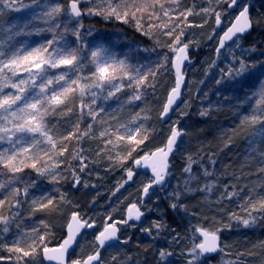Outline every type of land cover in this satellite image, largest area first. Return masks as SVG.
Here are the masks:
<instances>
[{"label": "snow or ice", "instance_id": "6c2138e0", "mask_svg": "<svg viewBox=\"0 0 264 264\" xmlns=\"http://www.w3.org/2000/svg\"><path fill=\"white\" fill-rule=\"evenodd\" d=\"M82 2L84 0H69L68 6L65 7L59 0H30L28 3L25 0H0V144L8 145L0 149V176L4 175V169L17 174L23 172L25 168H32L38 175L46 176L49 182L59 183L63 177L57 169L64 161L57 157L63 156L68 151V146L64 142L73 138L77 144L85 137L99 138L104 147L97 152V155L107 152L108 160L123 162L132 157L137 147L149 138L150 129L144 123L149 119L148 109L142 108L127 121L117 120V123L112 125L108 123L107 116H111L112 119H117V117L111 113L101 116L105 109L95 107L97 99L103 95L105 100L113 97L119 100L117 94L128 88L132 92L125 103L141 101L144 99L142 89H155L156 77L160 74V69L171 71L174 76L173 86L159 113L161 119L168 116L173 105L180 98L186 75L184 65L186 61L191 63L188 55L191 41L182 40L185 35L184 29L203 26L193 25L188 21V17L194 14L192 9L180 10L178 0H168L167 7L164 0H86L88 7L81 9ZM208 3L209 7H204L201 11L214 13L216 27L220 28L221 13L211 6L213 0H208ZM236 4L237 0H230L229 8ZM23 10H29L27 19L6 26L4 17L8 11L21 12ZM61 15L64 17L63 21L60 20ZM82 15H96L104 19L112 18L125 24L132 23L138 31L149 36L153 35V29H160L162 35L172 38L170 44L164 45L172 55L169 57L164 54L153 67H133L126 58L118 59L116 54L105 45L91 46L86 42L85 35L80 31L83 24L79 18ZM153 20L158 23H151L150 21ZM142 22L147 23L146 28ZM223 23L225 26L221 28V34L217 39L216 52L218 55L221 49H225L226 43L228 51L240 47L243 35L252 28L253 21L249 16L248 6H243L238 15ZM70 24L71 28H69ZM43 33H50L51 38L38 45H30L27 39L22 41L18 39ZM215 34L214 30L212 35ZM69 35L75 37V40H69L67 38ZM87 35H91V30ZM211 38L209 36V39ZM89 65L91 72L85 74L84 69ZM141 68L144 70L142 71ZM248 68L249 65L241 60L236 69H222L221 79L216 83H223L225 78L229 81L234 80L242 76ZM52 85L56 86L50 87ZM245 99L251 101L250 110L241 115L238 128L244 131L251 130L249 135L252 139L249 140L248 159L254 158L253 153L258 155L260 160L257 171L264 173V148L258 149L255 146L257 143H264V127H262L264 126V85H261L253 96ZM74 105L79 109V118L70 122V131L60 132L55 125L49 122L48 117L69 115ZM200 114L207 115V112L202 111ZM85 116L90 117L91 121L82 129L81 122ZM97 117L100 119L97 120ZM94 123L105 125L99 131L98 136L92 131ZM232 132L236 134L237 129H232ZM183 134V130L178 129L174 123L163 147L151 152L144 151L143 155L134 159L136 168L150 169L152 174V179L142 187V197L147 196L149 189L154 185L163 183L168 174V157L174 151L178 138ZM231 141L232 136H229L226 146ZM121 142H124L123 150H121ZM109 145L112 147L108 148ZM81 152L82 149L76 148L71 159L79 160L80 171L83 172L88 165L84 163L87 157L81 155ZM188 161V166L184 171L189 173V181H191L196 177L192 174V158L189 157ZM125 171L126 179L119 183L113 195L132 181L136 175L131 167ZM204 174L205 176L212 175L207 170ZM72 175L74 186L78 185L80 178L74 169ZM20 180L21 177L17 175H12L8 179H0V193H2L0 210H3L6 204L8 211H11L13 207L19 208L18 198L27 197L29 188L35 187L34 184H27L21 190L17 187ZM189 181L185 182L186 186ZM213 187L214 184L206 183L200 190L210 192ZM259 187L264 188V184H260ZM187 190L193 191L191 187H187ZM234 195L238 193H227L221 199H231ZM176 196L178 199L179 193ZM59 200L70 203L63 193ZM242 200L243 203L238 204V208L246 213V216L233 211L229 214V222L221 227L209 230L200 224L193 226V234L190 237L191 247L188 250L191 259L188 264H197L205 254L215 253L218 250L223 251L219 242V233L225 228H230L233 220L238 225L249 227L259 218L253 215L254 212L264 215V192L258 191L257 187H250L248 194ZM140 207L135 202L129 204L125 209L126 219L124 220H114L110 213L107 214L101 228L93 234L94 250L80 258L68 260L69 249L76 244L81 231L95 227L96 221L90 217L85 219L79 212L70 213L65 225L67 235L58 246L50 247L51 241L45 243V237L51 235L50 231L41 233L39 228L33 227L31 233H25L14 243L10 251L19 253L18 259L24 257L35 259L39 249L45 260L55 262V264H104L101 260V249H104L108 242H113L108 244L110 248L128 242L121 240L118 236L120 229L117 225L128 224L130 220H139L144 214ZM171 207L176 208L177 204L173 203ZM37 211L60 214L63 209L57 203L56 197L41 194L31 200V212ZM18 215V212L13 216L0 212V225L3 226L0 231L7 233L11 221ZM156 227L160 226L156 225ZM44 228L49 229V225L45 223ZM143 231L150 230L143 229ZM25 237L27 242H25ZM160 255L163 258L166 253L161 252ZM112 260H117V257L113 256Z\"/></svg>", "mask_w": 264, "mask_h": 264}, {"label": "trees", "instance_id": "16d2710c", "mask_svg": "<svg viewBox=\"0 0 264 264\" xmlns=\"http://www.w3.org/2000/svg\"><path fill=\"white\" fill-rule=\"evenodd\" d=\"M190 2L191 0L178 1L180 8L184 10L188 9ZM165 6L167 7L168 5L165 4ZM252 6L253 9L251 14L253 17L254 29L248 36L242 38V41L248 49H255L259 52H263L264 3L262 7L258 9L259 17H261L260 19L256 17L255 4H252ZM223 17L226 20L232 19L227 15ZM25 19V17L22 18L23 21ZM181 19L183 18L181 17ZM60 20H64L63 15H61ZM257 20H259V23H257ZM4 21L6 26L15 23L13 13L11 12V14L9 13V15H6ZM117 23V27H123L121 26L123 24L122 22L117 21ZM155 23H158V21H155ZM71 27L72 25L70 24L69 28ZM123 30L133 35L134 39L132 42L116 44L117 46L115 49L120 51V55L129 57L132 64L136 65L137 58L141 55L139 50L142 48V46H137L136 39L140 41L138 43L143 44V42H145V37L143 39L141 38V31H138L132 23H130L129 26L127 25ZM136 33L138 34L136 35ZM213 36L211 40L216 39V37ZM50 38L51 34L46 33L45 36L41 34L38 35V37L37 35H33L31 37H20L18 39L21 41L27 39L30 45H38ZM67 38L72 41L75 40V37L71 35ZM210 44L211 41L209 40L202 43V45L192 49V54L196 56L206 55L208 51L211 50ZM88 68L89 67H86L84 69L85 74H89L87 71ZM262 76H264V71H257L256 74L245 79L241 87H238V85L236 87L231 86L227 84L226 80L221 84H217L215 81L213 83L211 82V86H209V84L207 85L208 82L204 86L198 85L197 89L199 90L201 88L199 90L201 93L204 91L209 95L211 91H213L211 97L213 100H211L208 105V112L204 111L207 112V115L202 116L200 114L203 107L200 101H196V111L192 110L190 116L180 121L179 128L182 126L186 127L188 130V134H186L185 137L182 136V139L184 138L190 141L186 148L187 152L178 156L175 154L172 159V163L180 164V168L176 170L175 173L180 177L179 179H184L185 184L183 191L180 193L181 196L177 199V206H179L177 209H179L178 213L181 218L178 222L177 215L176 218L172 217L170 208L166 206L164 211L166 212L167 219L164 224L161 222L164 220L161 216H156V214L150 216L147 213L146 220L140 225L150 224V229L146 228L150 230V235L147 236L141 232L132 235V240L137 241V244L141 245L140 255L135 259L139 261L140 264H183L181 261L180 239L178 236L175 237V233L179 234L180 225L191 228L188 231L186 229L184 231L182 230L184 234L187 232L193 233V226L197 224L209 230L213 229L210 227V220L218 221L222 225L227 224L229 222V214L233 211H236L241 216L247 215L240 211L238 204L243 203L242 198L248 194L250 187H257L258 191L264 192V188L259 187L260 184H264V173L257 171L260 157L253 153L252 156L254 158L248 159L250 151L249 140L252 139L249 135V131L251 130L244 131L238 128L241 115L246 114L250 110L251 101L245 98L253 96L254 92L260 88L258 87V83L264 80ZM203 81H206V79L204 78ZM125 83H127V81H125ZM55 86L56 85H52L50 87ZM218 88H220V90H218ZM142 91H144V99L135 101L131 104H127L125 101L131 95L132 90L125 88L122 92L117 94L120 98L119 100H117L116 97L102 102L97 100L95 105L97 108L103 107L105 109V112H102L101 116H106L108 113L115 114L117 119H112L111 116H107L108 123L112 125H115L117 120L127 121L132 115L140 112L142 108L148 109L149 119L144 121V123L150 129L149 138L142 146L140 145L141 147H137V151L132 153V157L124 160V162L108 160L107 152H102L100 155H97V152L104 147L101 139L84 138L77 144L75 138H73L72 140L64 142L68 146V151L64 153L63 156L57 157V159L64 161L57 169V172L63 177L59 183L49 182L46 176L38 175L32 168L24 169L23 172L17 174L11 173V176L17 175L24 180L23 183H17V187H20L21 190L27 184H34L35 187L29 188L30 195L25 199L22 196L18 198L20 200L19 208L13 207L11 209L14 214L17 212L19 213L17 216L19 226L9 228L7 233L0 231V264H33L32 260L30 261V259H33L32 257L18 259L20 254L10 251L14 243L21 239L25 233H31L33 227L39 228L41 233L45 231L51 232V235L45 237V243L51 241L49 246L52 247L62 242V239L65 237V225L70 213L81 212L84 217L92 218V214L102 211L106 214L114 213V215H112L114 220H123L126 207L141 199L142 187L139 186V178L149 177L139 170L136 172L137 176L130 183L125 184L115 195L112 193L118 187L119 183L126 178L125 170L134 167V159L143 155L144 151H152L156 144H159L157 142L161 141L163 137L160 135L157 141V139L152 136L153 131L151 128H158V126L162 124L161 119H159V113L169 93H167L168 89L156 85L155 89H142ZM205 95L206 94L199 96L198 99L201 97L205 99ZM86 99L88 98L86 97ZM236 99L243 100L246 103L240 109L233 110L229 108L227 103ZM194 113L195 115H193ZM78 118L79 109L74 105L71 114L65 116L52 115L48 117V120L52 125H55L60 132H67L71 130L70 122H74ZM99 119L100 118L97 117V120ZM90 121L91 118L85 116L81 122V128L83 129L86 127ZM103 127H105V125L94 123L92 131L98 136L99 131L102 130ZM232 129H237L236 134H233ZM229 136H232V141L226 146V141ZM257 140L259 141V138H257ZM148 142H150V145H148ZM181 143H183V141ZM6 145L2 144L4 147H6ZM145 145H148L147 148L144 147ZM255 146L258 149L264 148V143H257ZM111 147V145L108 146V148ZM76 148L85 149L87 154L92 158L93 163L91 164L95 166L94 163H96V165H99L103 170L95 166L94 171L91 173L93 174L92 176H87L88 179L84 180V182L80 181L78 185L74 186L72 170H75L79 178V173H81L79 160L71 159V155ZM123 148L124 142H121V150H123ZM189 157L192 158V163H194L192 166V174L196 177V179L191 181H189V173L184 171L188 166ZM213 161L215 163H213ZM205 170L212 173V175L205 176ZM101 177L105 179L102 181L100 180ZM206 179L209 180L210 184H214L210 192L200 190L204 188ZM186 181H189L187 186L185 183ZM85 184H87V187H85ZM187 187H191L193 191H188ZM85 189L88 190L89 197L83 203L82 191ZM230 192H237L238 195H234L231 199H221V197L226 196V194ZM61 193L64 194L67 201L79 202L80 205L74 207V209L71 207L65 209L68 203L59 200ZM41 194L56 197L57 203H59L63 209L62 213L56 214L47 211L31 212V200L34 197H39ZM0 195H2V193H0ZM93 203L94 205L91 206ZM7 208L6 204L4 209ZM4 209L0 212L8 216L14 215L12 211H9L10 213L7 214ZM113 209H115V211H113ZM253 215L259 218L249 227L238 225L235 220L231 222L230 229L238 236L239 241L237 242V247H240L237 252H234L232 255L233 264H264V215L257 212H254ZM187 217L193 220L188 222ZM93 219L94 218H92V220ZM102 219L104 220L105 216L100 218V220ZM97 221H99V218ZM45 223L49 225V229L44 228ZM156 225L160 227L157 228ZM2 227L3 226L0 225V228ZM136 227L138 226H132L131 228L135 229ZM124 232L125 230L122 231L121 237H123ZM25 242H27L26 237ZM75 252L72 253V260L76 257ZM161 252L166 253L163 258L160 255ZM168 253H170V255H168ZM77 258L80 257H76V259ZM35 259H39L42 264H46L42 256V251L39 249Z\"/></svg>", "mask_w": 264, "mask_h": 264}, {"label": "rangeland", "instance_id": "374dc122", "mask_svg": "<svg viewBox=\"0 0 264 264\" xmlns=\"http://www.w3.org/2000/svg\"><path fill=\"white\" fill-rule=\"evenodd\" d=\"M25 2L28 3L30 2V0H25ZM59 2L65 7H67L69 4V0H59ZM164 2L166 5H168V0H164ZM229 2L230 0H219V2H216V0H213V3L211 5L212 7L216 9V11H219L221 13V19H223V22L227 21L223 17L224 15H227L229 18L233 19L238 13V11L228 12ZM263 3H264V0H242L240 2L239 7L241 9L246 4H255L256 6L255 14H256V17L260 19L261 17H259L260 15L258 14V9L262 7ZM80 5L82 9L88 7L86 0H84V2H82ZM204 7H209L208 0H191L188 6V9L189 8L192 9L194 14L188 17V21L191 22L193 25L199 24L203 26L202 27H195V26L186 27L184 29L185 35L182 37V40L184 42L191 41L189 45L191 49L196 48L202 45V43L209 40L211 41V44H210L211 50L208 51V53L204 56L202 55L196 56L195 54H192V60L190 63L191 65L188 66V69L186 71V75H188V84H187L188 87L184 94L185 101L179 107V111L176 113V116L173 118V120L168 125L161 124L160 126H158V128H151V130L153 131L152 136H154V138H156L157 141H158V138H160L159 137L160 135L163 136L161 141L157 142L159 144L158 145L156 144L153 150L163 147L165 145L167 138L170 134L171 127L173 126L174 123L178 129L183 130L184 132V134L182 135L183 137H185L186 134H188V130L186 129V127L180 126L179 128V125L182 119H185L188 116H190V113L192 110L196 111V107H197L196 101L198 102L200 101L203 107L202 109L203 112L204 111L208 112L209 110L208 105L211 102V100H213L211 99L213 91H211V93L209 94L211 96H209L204 91L201 93L199 91L201 88L199 90L197 89L198 85L204 86L208 82L207 85L209 84V86H211V82L213 83L214 81L216 82V80L221 79L222 69L223 70H227L229 68L236 69L239 67V62L241 60H243L245 64L249 65L248 70L242 76H238L234 80L229 81L227 80V78H225V80L227 81V84L231 86H235V87L238 85V87H241L243 84L242 82L245 81V79L250 78L252 75L256 74L257 71L258 72H262V70L264 71V51L259 52L255 49L253 51H249L250 49H248L245 46V43L242 40L240 41V47L233 48L231 51H228L226 48L219 55L213 52L214 48L217 45V41L216 39L214 40H211L212 38L209 39V36L211 37L213 36L212 34L214 30H215V33H217L218 31L216 24H215V14L202 12L201 9ZM181 10H184V9H181ZM11 12L13 13L15 23H20V22H23L22 18L25 17L27 19L29 10H23L21 12L8 11L7 15H9V13L11 14ZM196 13H199V14H196ZM251 17H252V14H251ZM79 19L81 20L83 24V28L80 29V31L82 32V34L85 35L86 42H88L91 46H96L98 44L105 45L111 52L116 54V57L118 59L126 58L127 62L131 64L133 67H137V66L153 67L161 60L164 54H167L169 57H171L172 55L168 51V48L164 46L166 44H170L172 42V38L162 35L160 33V29H153V35L151 36L145 35L143 34V32H141L140 34L141 38L143 39L145 37L144 38L145 42H143V44L138 43L140 41L136 39L137 46L138 47L142 46V48H140L141 50H139L141 55L140 57L137 58L138 60L136 62V65L132 64V62L129 60V57L120 55V51L115 49V47L117 46L116 44H119L122 42H132V40L134 39L133 35H130L127 33V31L123 30L124 28H126L127 25L129 26L130 23L128 24L120 23L122 24L121 26H123L120 28V27H117L118 26L117 20L112 19V18L104 19L101 16L85 15L83 18H79ZM151 23H155V21L153 22L151 21ZM144 24L146 28L147 23L144 22ZM223 26H225L224 23H223ZM89 30H91V35H87ZM45 34L46 33H43L42 35L45 36ZM137 34L138 33H136V35ZM157 41H159V43H157ZM146 49L148 51H145ZM88 67L89 68L87 69V71L90 74L91 66L89 65ZM141 70L143 71L144 68H141ZM203 77L206 79V81H203L204 79ZM262 77L264 79V76ZM173 83H174V76L172 72L165 71L164 69H160V74H158L156 77V85L160 87H165L166 89H168L167 91L168 93L170 88L173 86ZM261 85H264V80L261 81V83H258V87H261ZM218 90H220V88H218ZM203 94H206L205 95L206 98L204 99V97L203 98L201 97L200 99H198V97L202 96ZM111 99L113 98L105 100L103 98V95H101V97L97 100H100L102 102V101H108ZM245 103L246 102L243 100L236 99L233 101H229L227 105L229 106V108L233 110L234 109L238 110L241 107H243ZM193 115H195V113ZM85 138H88V137H85ZM182 141L183 143H181ZM182 141L180 142L177 148V151H176L177 156L187 152L186 148L190 141L187 139L185 140L184 138L182 139ZM148 145H150V142H148ZM148 145H145L144 147L147 148ZM6 147H8V145H6ZM2 148H5V147L2 146V144H0V149ZM81 153L83 156L87 157L84 163L86 162L85 164L88 165L83 170V172L85 171L86 173L85 172L79 173L80 178H81L80 181L84 182V180L88 179L87 176L93 175L91 173L92 171H94L95 166H98L100 170H103V169L99 165H96V163H94L95 166L91 164L93 163L92 158L87 154L85 149H83ZM193 164L194 163H192L191 167L193 166ZM179 168H180V164L172 163V167L169 173L170 175L168 177L166 187L161 190L158 188H153L150 191V196H151L150 201L144 204V208L146 212L148 213V215L151 216L152 214H156V216L157 215L161 216V218L164 219L163 221H161L163 222V224L166 223V219H167L166 212L164 211L165 206L170 208L172 217L176 218V215H177L178 222H179V219L181 218L179 216L180 214L178 213L179 209H177L179 206H177L176 208L171 207L173 203L178 204L176 194L179 193V196H181L180 193L183 191L185 187L184 179L182 180L179 179L180 177L177 176L175 173V171L178 170ZM25 169H29V168H25ZM133 171L137 172L135 167H133ZM3 172H4V175L0 176V179L11 178L10 172H8L6 169H4ZM104 179H105L104 177L100 178V180L102 181ZM21 180L22 181H20V183H23L24 180L23 179ZM149 180H150V177L149 178L140 177L139 186L143 187V185L146 184ZM206 183L210 184L208 179H206L205 184ZM28 195H30V189H29ZM22 197L24 199L26 198L24 196ZM88 197H89V192L87 189H85L84 191H82V199H83L82 202L84 203V201H86ZM138 203H141V199H139ZM79 205H80L79 202H75V201L70 202L66 204L65 209H69V207L74 209V207H78ZM4 210L7 214L12 211L11 210L9 212L8 208ZM80 214L84 217V215L81 212ZM107 214L102 211L101 212L99 211L91 215V217L94 218L93 220L96 221L95 227L88 229L86 231V235L81 240L79 247L76 249V252H75L76 257L87 255L89 252L94 250L93 249V241H94L93 234H95V232L97 233V230L101 228L100 224H98L97 219L102 218L103 216H106ZM111 215H114V213H111ZM9 216H13V215H9ZM84 218L87 219V217H84ZM187 219H188V222H191V220H193L189 217H187ZM209 224H210V227H212L213 229L216 227L222 226L220 222L215 221V220L213 221L210 220ZM18 226L19 224L17 222V216H16V218L11 221L9 228H13V227L15 228ZM146 228L150 229V224L139 225L135 229L133 228L125 229L124 235L123 237H121V240H127L128 242L126 244L120 243L116 247H111L108 250L103 251L102 261L104 262V264H140L139 261L135 259L140 255L141 245L137 244V241L132 240V235L138 232H141L147 236L150 235V231H147V232L143 231V229H146ZM179 229H180L179 234L175 233V237L178 236L180 239L181 261L183 262V264H188V261L191 259V257L188 255V250L191 247L190 237L192 236L193 233L187 232L183 234L182 230L184 231L186 229L188 231L189 229H191L190 227H187L185 225L184 226L180 225ZM219 236L221 237V240H222L223 251L220 254H218L217 257H213L210 259H205L202 257L201 260L197 262V264H233L232 255L234 252L236 253L237 250L240 248L239 246L237 247V242L239 241L238 236L235 235V233L230 228H225L222 231H220ZM113 256H116L117 260H112ZM76 257L74 259H76ZM31 260L33 264H42L39 259H30V261Z\"/></svg>", "mask_w": 264, "mask_h": 264}, {"label": "water", "instance_id": "95a60500", "mask_svg": "<svg viewBox=\"0 0 264 264\" xmlns=\"http://www.w3.org/2000/svg\"><path fill=\"white\" fill-rule=\"evenodd\" d=\"M241 1H242V0H237V4H236L235 6L229 8V11H230V12H235V11L239 10V9H240L239 5H240V2H241ZM244 6H248V8H249V16L251 17V11H252V9H253L252 4H246V5H244ZM80 7H81V5H80ZM228 7H229V6H228ZM81 9H82V8H81ZM241 9H242V8H241ZM241 9H240V10H241ZM238 13H239V12H238ZM237 15H238V14H237ZM84 16H85V15H82L80 18H83ZM251 18H252V17H251ZM252 21H253V19H252ZM222 27H223V19H222V24H221L220 28H217V30H220ZM253 29H254V28H253V26H252V28H251L248 32H246V33L243 35V37L248 36L249 33H251ZM228 43H231V42H228ZM216 48H217V46L215 47L214 52H216ZM226 48H228L227 43H226L225 49H226ZM225 49H221V52H222L223 50H225ZM221 52H220V53H221ZM216 54H217V52H216ZM188 55H189V57H190V61H191L190 47H189V49H188ZM190 65H191V64L188 63L187 61L185 62V65H184V71H185V73H186V71H187V69H188V66H190ZM187 84H188V75H185L184 86H183V88H182L180 98H179V99L176 101V103L173 105V109L169 112L168 116H165L163 119L159 118V119H161V122H162L163 125H168V124L173 120V117H174V116L176 115V113L178 112L179 107L183 104V102H184V94H185V91H186V89H187V87H188ZM167 96H168V95H167ZM181 139H182V135L178 138V140H177V142H176V145H175V148H174V151H173V152L169 155V157H168V164H169V167H168V169H167L168 174L165 176V179H164L163 183H162V184H158V185H154L153 188L156 187V188H158V189L161 190V189H163V188L166 187L167 179H168V177H169V175H170L169 173H170V171H171V166H172L171 160H172L173 156L177 153L176 151H177V148H178L180 142L182 141ZM139 169H140V171H142L144 174H146V175H151V177H152V174H151L150 169H144V168H139ZM151 189H152V188H151ZM151 189H149V193H148L147 196H143V197H142V195H141V197H142V202H143V203H146V202H148V201L150 200V197H151V196H150V191H151ZM140 210L144 213V214L141 216V218H140L139 220H130V221H128V224H127V225H129V224H136V225H139L140 223H142V222L146 219V218H145V217H146V213H145V211H144L143 208H141V207H140ZM125 219H126V214H125ZM117 227L120 229L119 225H117ZM86 230H87V228H85V229H83V230L81 231L80 236L77 237L76 244H74L73 247L69 249V252H68V255H67V259H68V260H71V255H72V253L76 250V248L78 247L79 242H80V240H81V237L84 236V234L86 233ZM65 233H66V228H65ZM120 234H121V230H120L119 233H118V236H119V237H120ZM66 235H67V233H66ZM66 235H65V237H66ZM65 237H64V238H65ZM219 237H220V236H219ZM219 242H220V246H221V248H222V240H221V237H220V241H219ZM110 243H113V242H108V243H106L105 248H104V249H101V251H103V250L109 248L108 244H110ZM55 246H58V245H54V246H52V247H55ZM222 249H223V248H222ZM221 252H222V251H219V250H218V251L215 252V253L205 254V256H204L203 258H205V259H210V258H213V257H217L218 254H220ZM42 256H43V255H42ZM43 259H44V258H43ZM101 260H102V253H101ZM44 261H45L47 264H55V262H49V261H47V260H45V259H44Z\"/></svg>", "mask_w": 264, "mask_h": 264}, {"label": "flooded vegetation", "instance_id": "af4514ba", "mask_svg": "<svg viewBox=\"0 0 264 264\" xmlns=\"http://www.w3.org/2000/svg\"><path fill=\"white\" fill-rule=\"evenodd\" d=\"M219 34H220V32H219V33H216V34L214 35V37H216V40L218 39ZM147 176H148V175H147ZM148 177H150V180L152 179L151 176H148ZM142 208H143V206H142ZM143 210L145 211V208H143ZM124 219H125V214H124L123 220H124ZM129 225H131V226H129ZM129 225H127V224H123V223L119 224V227H120L121 232H122L123 230H125V229H130L132 226H133V227L138 226V225H134V224H129ZM109 248H110V247H109ZM109 248H108V249H109ZM108 249H106V250H108Z\"/></svg>", "mask_w": 264, "mask_h": 264}, {"label": "bare ground", "instance_id": "6f19581e", "mask_svg": "<svg viewBox=\"0 0 264 264\" xmlns=\"http://www.w3.org/2000/svg\"><path fill=\"white\" fill-rule=\"evenodd\" d=\"M228 12H230L229 11V8H228ZM217 33H218V31H217ZM94 205V203L91 205V206H93ZM104 220L102 219V220H100V218H99V221H98V224H100V227L102 226V222H103Z\"/></svg>", "mask_w": 264, "mask_h": 264}]
</instances>
